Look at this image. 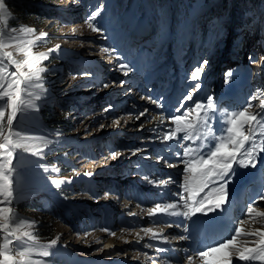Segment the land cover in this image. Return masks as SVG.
I'll list each match as a JSON object with an SVG mask.
<instances>
[{
	"label": "rangeland",
	"instance_id": "1",
	"mask_svg": "<svg viewBox=\"0 0 264 264\" xmlns=\"http://www.w3.org/2000/svg\"><path fill=\"white\" fill-rule=\"evenodd\" d=\"M235 1V11H230L231 1L226 8L228 10H225L218 6L219 0H77L75 4L72 0H6V6L11 13L9 28L14 27L17 31L12 33L8 29L5 30L6 42L9 36L16 37V40L11 41L12 47L5 50L13 52V59L16 61H23L25 58L19 51L22 47H30L34 55L48 57L41 60L39 65L47 69L41 74L47 92L32 89L41 95V100L36 101L39 111L29 109L19 116L16 128L43 137L51 143L46 148L40 145L45 153L43 157L23 154L20 159L14 161L17 168V172L13 174L14 185L19 181L21 186L14 194L13 203L2 205L13 209L15 222L23 221L24 227L21 231L31 233L35 237L34 241L50 243L52 239L59 237L57 245L63 252H58V259L31 257L33 261L70 264L75 261L66 257L67 251L72 253L69 255L80 258L82 255L78 253L79 250L92 256L101 253L102 257L101 249L106 250L107 241L100 242L98 238L99 235L106 234V239H114L117 244L113 245L115 251L107 253L106 256L108 259L114 258L118 263L126 261L122 258L132 263L134 260L140 261L133 257V252L148 258L149 252L157 249L159 245L151 241L153 246L147 248L149 240H152V232L146 234L144 229L150 228L159 234L157 241L168 226L167 223L154 222L166 218L162 214L150 217L147 214L148 209L156 203L175 201L170 197L171 184L158 188L156 184L149 183V180L159 181L160 175L156 174L155 168L152 167L156 156L150 151V142L141 137H148L150 131L146 129L147 126L141 128L136 119L145 108L137 106L135 102L144 97L141 91L134 95L132 82L118 70L119 63L124 59L122 53L129 47L127 43L133 44V39H126V30H122V26L126 23V29H130L128 38L133 32L147 30L154 24L160 28L155 39L145 43L146 48L133 51V55L137 54L139 57V61L134 63L140 74L137 77L141 79L146 74L147 81H151L149 74L162 63V58L167 59L165 63L174 58V49L179 45L182 56L188 51L191 54L194 60L192 65L198 66L203 60L209 61L202 79H212L216 74L221 76L225 74L227 65H240L243 61L247 62L250 54L254 55L257 62L247 70L248 82L241 86L240 95L227 98L224 102L226 113L241 111L251 104L250 111L260 115V101L264 100V0ZM21 3L25 4L22 9L21 6L18 7ZM244 5L246 6L241 7ZM104 6L105 11L97 18L103 31L93 32L87 27L85 18L97 7ZM179 14L182 15L178 20ZM174 19L178 24H174ZM226 26L231 27V32L218 36L217 32ZM22 27H30L33 32H21ZM36 37L40 39L37 40ZM28 41L32 43L28 44ZM57 45L60 46L59 49ZM105 48L108 49L107 52L104 51ZM54 49L55 51H52ZM177 57L180 58L178 55ZM4 63L8 64L7 71L15 70L11 69L6 60ZM106 65L107 69L104 71ZM242 67L245 68L244 65ZM194 69H174L172 74L176 80L183 75V81H189V75ZM23 70L27 71V68ZM155 73L156 78H159L160 68ZM131 74L133 75L132 71ZM134 74L136 76V73ZM121 78H124L123 84L120 83ZM112 81L116 83L113 85ZM104 83H108L109 87H102ZM190 85L189 81L188 86ZM222 88L225 89V86ZM253 97L255 99H252ZM64 99L66 100L63 101ZM239 101L244 104L242 107L236 106ZM191 103L186 102L187 105ZM117 104L126 108L113 113L114 109H119ZM150 111L151 109H148L145 115L140 117L142 123H152L156 112ZM7 114L6 110L5 134L8 131ZM116 120L120 123L116 124ZM253 123L257 131L259 125ZM100 125L104 127L101 128ZM145 144L149 145L148 150H143L142 145ZM170 148L173 149V145ZM135 149L143 151L132 155L131 151ZM113 152L119 153L116 159L112 158ZM166 152L173 154V151ZM45 167L48 168L47 172L44 171ZM88 173H92L94 178H86ZM56 183H60L61 187L56 188ZM121 192L126 195L133 193L137 204H134L132 210L138 214V219L145 217V223L139 224L138 219L123 222L122 215L125 213L114 212L111 202L116 204L117 208L119 205L124 207L126 203L119 198ZM43 202H47V205H43ZM37 205H40L39 209L34 208ZM257 207L261 211L264 205ZM89 222L91 228L88 234H85ZM248 227L247 225L243 228L246 229L245 232L264 231V224L261 223H256L252 229ZM74 228H77V231H74ZM66 230L67 232L63 233ZM172 233L175 231L172 230ZM66 234L74 239L75 245L78 244L74 251L66 244L60 243L62 240H69ZM256 239L258 237L241 235L236 238V244L230 247H253ZM2 243L3 234H0V244ZM15 249L17 252L20 250L16 243ZM225 250V254L229 253V249ZM82 263L83 261L79 264Z\"/></svg>",
	"mask_w": 264,
	"mask_h": 264
},
{
	"label": "snow or ice",
	"instance_id": "2",
	"mask_svg": "<svg viewBox=\"0 0 264 264\" xmlns=\"http://www.w3.org/2000/svg\"><path fill=\"white\" fill-rule=\"evenodd\" d=\"M75 4L77 0H72ZM106 6L97 7L89 13L85 18L87 27L93 32H102L103 29L99 26L97 18L105 11ZM11 13L6 6V0H0V234H3V243L0 244V264H47L43 260H32L33 247L22 248L18 252L15 249L14 241H22L24 238L35 240V237L28 231H21L24 227V222L16 223L13 218V209L8 206L11 205L15 198L14 193V173L17 168L14 161H17L23 154H29L32 157H43L44 151L40 148L42 144L45 148L51 141L43 137L25 133L17 130L16 123L18 117L24 115L29 109L39 111L36 101L41 100V95L32 91V89H41L47 92L42 81L41 74L47 69L40 67L41 60L48 59L47 56L34 55L30 47L19 48L24 55L23 61H16L13 59V52L5 51V49L12 47L11 41L16 40V37L9 36L6 42V29L9 32L15 33L16 28H9V17ZM21 32L32 33L33 29L30 27H22ZM46 35V34H42ZM40 39V37H36ZM32 41H28L31 44ZM19 47V45H17ZM57 45V49H59ZM52 51H55L52 50ZM108 51L107 48L104 49ZM250 63H256V59L249 56ZM264 59V58H262ZM7 60L9 64L14 65V71H7L8 64L4 63ZM209 64L208 60H203L192 73L189 75V81L196 82L191 89L187 91L186 95L181 99L184 103L178 105L171 115V125L165 134L160 139L166 144H175L180 150L173 151L175 162H170L163 156H158L157 162L163 161L168 167H178L183 165L181 169L182 180H172L171 177L161 179L159 181L149 180L150 184L160 186H167L174 184L177 191L173 194L177 202L173 203H156L154 207L148 209L150 217H156L157 214H163L170 218H178L171 220L157 219L154 222L167 223L169 226L176 223L186 224L192 221L197 216H208L217 211L223 212L225 205L229 202V185L232 183L233 177L236 175L237 169H256L259 164L264 162L260 153H264V117L258 113L250 111L252 107L249 104L241 111H230L224 116V128L221 134H216L214 121L217 116L218 108L213 96L209 95L205 100H200L197 93L202 89L200 82ZM27 71H24V68ZM118 70L127 76L131 71L126 63L118 65ZM233 73H226L225 83L230 82ZM113 85L116 81L111 82ZM121 84L124 81H120ZM102 87H109L108 83H104ZM152 103L157 107L163 108L161 99H153L149 97ZM252 99H255L253 97ZM192 103L185 109L186 102ZM182 109H184L182 111ZM7 114V134L4 130V118ZM108 111V109H105ZM260 111L264 112V100L260 101ZM147 112H140L136 119L139 120ZM195 112L193 119H185L191 113ZM165 117L160 116V121L163 123ZM253 122L260 126L259 136L257 140L256 130L253 127ZM116 124L120 121L116 120ZM245 125H248V133L245 134ZM101 128L104 125H100ZM39 141V143H37ZM141 149L131 151L132 155H136ZM119 153L113 152L112 158L116 159ZM47 172L48 168L45 167ZM87 175L91 176L92 173ZM71 183V181H65ZM56 188H60L61 184L56 183ZM259 198L264 200V190L259 193ZM259 218V223L264 224V211H260L256 206V201L253 200L246 207L245 215ZM248 221L243 219L240 221L241 226L234 228V235L226 240L215 243L201 250L197 255L204 259V264H209L207 257L222 249H229V256L215 260L212 264H233V257L236 258L237 264L239 262H264V231H248L245 232L242 225L247 224ZM145 233L152 232V229H144ZM185 231L189 235H181V240H188L191 238L189 227H185ZM114 235V233H112ZM159 234L152 232V240H156ZM244 235L248 237H258L254 241V247L239 246L231 248L230 246L236 244V238ZM59 237L52 239L50 244L44 247V250L39 253L42 257H49L52 255L50 248L57 246ZM167 243V237H164ZM12 245V247H10ZM149 244L147 247H152ZM103 249H101L102 251ZM170 249L158 247L157 251L166 252ZM147 256V253H145ZM189 264H192L193 257L186 253ZM151 264H157L153 259Z\"/></svg>",
	"mask_w": 264,
	"mask_h": 264
},
{
	"label": "bare ground",
	"instance_id": "3",
	"mask_svg": "<svg viewBox=\"0 0 264 264\" xmlns=\"http://www.w3.org/2000/svg\"><path fill=\"white\" fill-rule=\"evenodd\" d=\"M263 6H264V1H263ZM122 30H126L125 32H124V35H126V39H128V40H132V37H129L128 38V34L130 33V29L128 30V27H127V29H126V23L125 24H123V26H122ZM119 34H123V33H120L119 32ZM102 57H104V55H102ZM119 59H121V58H119ZM13 66V69L15 68L14 67V65H12ZM96 68H98V69H101L102 70V68H100V67H96ZM125 76V75H124ZM114 79H116V77H114ZM124 80V78H121V80L120 81H123ZM117 80V79H116ZM156 105V104H155ZM147 107H149V105H147L145 108H147ZM156 108V106H153L152 105V107H150V108ZM121 109H123L124 110V108H126V106H123V107H120ZM128 108V107H127ZM122 110V111H123ZM150 110V109H149ZM158 110H162V108H158ZM151 112V111H150ZM159 112V111H158ZM155 114V113H154ZM167 114H169V118H166L165 117V119H164V121H163V123H161V121H160V116H165V115H167ZM171 115H172V113H171V110L170 109H168V111H167V113L166 114H164V115H161V113L159 114V113H156V115H155V117L153 118V120H152V123L150 122H147V123H142V121H141V119H139V120H137L138 122L137 123H140L141 124V128H143V127H145V126H147V128L146 129H148V131H150V133H149V136L148 137H146V136H141V137H143V139H145L146 141H148V142H150V144L149 145H153V147H151L150 149L152 150V153H153V156H154V154L158 157V156H163V154H165V156H163V157H165V158H167V160L168 161H170V162H175V156H174V153L171 155V154H168L166 151H167V148L168 147H170V146H172V143H170L169 145H166L161 139H160V137L161 136H163L164 134H165V132L167 131V129L169 128V127H171ZM262 115H263V117H264V112L262 113ZM149 145H147V144H145V145H142L143 147L142 148H144L143 150H148V147H149ZM177 147H175L174 148V150L176 149ZM158 149H160L161 151L158 153L157 152V150ZM143 150H141V151H143ZM262 154V153H261ZM80 156V155H79ZM156 157V158H157ZM153 164V167H156L154 164V162L152 163ZM180 166V165H179ZM157 167H158V171H164V170H162L164 167H166V163H164L163 161H160V162H157ZM182 167H183V165H181L180 167H175V168H173V167H169V170H168V172L166 173L167 175H165V176H168V175H170L171 176V179H175V177L173 176V174H169V171H173L174 173H176L177 171H181V169H182ZM157 174V173H156ZM237 174H238V171L236 172V175L233 177V180L234 179H236V177H237ZM15 176V175H14ZM86 178H89V179H92V178H94V176L93 175H91V176H89V175H87L86 176ZM177 178V177H176ZM245 178V177H244ZM170 185V184H169ZM21 185H20V182L18 181L15 185H14V189H15V192L19 189V187H20ZM171 186V185H170ZM170 188V187H169ZM178 189H177V187H176V185H174L173 186V189H172V198L173 197H175L173 194L177 191ZM15 194V193H14ZM74 196V195H73ZM78 196V195H77ZM133 205V204H132ZM121 208H124L123 206H120L119 205V209H121ZM132 208H133V206L130 208L131 210H132ZM63 210V209H62ZM261 211H264V208L262 209L261 208ZM209 216H210V214L208 215V216H197V217H202V219H207V218H209ZM255 216H254V214L252 215V216H248V215H245V218L244 219H246L247 221H248V223L247 224H244V225H242V227L243 228H245V226H249L248 228L249 229H252V227H255V224L257 223V225L259 224V218H254ZM195 218L196 217H194L193 218V220L191 221V224L192 225H194V223H195ZM260 226V225H259ZM145 228H147V227H145ZM263 230H264V228H262ZM153 230V229H152ZM174 230V229H173ZM244 230H246V229H244ZM154 231V230H153ZM152 231V232H153ZM67 232V230L66 231H64L63 233H66ZM168 233H170V230H167V233H163V235L161 236V237H163L164 235H166V234H168ZM176 233V232H175ZM174 233V234H175ZM142 234H144V233H142ZM142 234H141V236H142ZM67 235V234H66ZM107 235V234H106ZM105 235V236H106ZM145 235V234H144ZM143 235V236H144ZM152 236V235H151ZM67 239H69L68 240V242H66V245L70 248V249H72L73 251H74V249L76 248L75 246H77L78 244H76L75 245V241H74V239L73 238H71V236H68L67 235ZM144 240V239H143ZM102 241V240H101ZM100 241V242H101ZM105 241H107V244H106V247H105V249L106 250H108L109 248H107L108 246L110 247L111 245L113 246L114 244H116V242H114V239H106ZM14 243H16L17 245H19V247H20V250L22 249V248H28V247H33L34 248V251H33V253L32 254H34V255H38L41 251H43L44 250V247L45 246H47V245H49L50 243H43V242H38V241H30L28 238H24L22 241H14ZM151 244V243H150ZM21 245V246H20ZM156 245V244H155ZM158 246V245H157ZM243 246V245H242ZM249 246V245H248ZM159 247V246H158ZM157 247V248H158ZM148 248V247H147ZM203 248H204V246L203 245H201L200 247H199V251H201V250H203ZM85 249H87V247L85 248ZM49 251H51V253H52V255L51 256H49V257H52V256H56V255H58V252L59 253H62L63 252V250L61 249V247L60 246H54V247H52V248H50L49 249ZM86 251V250H85ZM225 252H226V250L225 249H223V251H218V252H216V254H215V256L218 258V259H224L223 257H225V255H227V254H225ZM69 254H72V253H70L69 251H67V254H66V257H68V258H71V260L72 261H75L74 263L75 264H79V263H81L82 261H83V263L82 264H133L132 262H128V261H122V262H116V261H114V260H110L109 262H105L104 260H101V261H97L95 258H91L90 260H86L85 259V257H80V258H77L76 256H72V255H69ZM134 256L133 257H139L138 256V254L137 253H132ZM97 255V254H96ZM98 258H100L101 259V253H98V256H97ZM138 261V260H137ZM211 261V259H209L208 260V262H210ZM214 261V260H213ZM240 264H242V262L240 263Z\"/></svg>",
	"mask_w": 264,
	"mask_h": 264
},
{
	"label": "trees",
	"instance_id": "4",
	"mask_svg": "<svg viewBox=\"0 0 264 264\" xmlns=\"http://www.w3.org/2000/svg\"><path fill=\"white\" fill-rule=\"evenodd\" d=\"M230 1H232V0H219V2H218V6L220 7V8H222V9H224L225 8V10H226V8H228V3L230 2ZM245 4V3H244ZM21 6V7H20ZM25 6V4H23V3H21V4H18V7H20V9H22V7H24ZM246 6V5H245ZM26 9V8H25ZM226 31V28H222L221 30H220V32H219V35H220V33H222V32H225ZM47 200H49L50 202H52L51 201V199H47ZM53 204V203H52ZM43 205H47V202H43ZM40 205H37L35 208H40L39 207Z\"/></svg>",
	"mask_w": 264,
	"mask_h": 264
}]
</instances>
